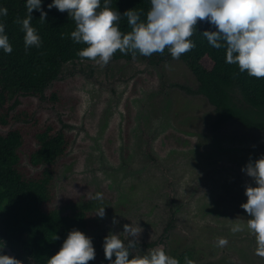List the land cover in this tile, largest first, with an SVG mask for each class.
Segmentation results:
<instances>
[{
	"label": "rangeland",
	"instance_id": "374dc122",
	"mask_svg": "<svg viewBox=\"0 0 264 264\" xmlns=\"http://www.w3.org/2000/svg\"><path fill=\"white\" fill-rule=\"evenodd\" d=\"M202 64L206 68L212 66L208 59H203ZM197 84L182 60L152 65L141 58H112L103 68L93 61L71 62L64 65L58 80L47 89V100L20 96L19 112L28 113L26 117L31 119L17 123L12 118L8 126H0V133L15 128L23 130L21 173L37 177L40 169L29 161L39 146L37 134L47 126L64 130L70 139L69 154L57 163L53 199L43 210L71 212L79 204L95 200L96 193H102L106 216H95L98 208L91 214V230L84 233L92 239L96 252L102 247L101 236L122 233L124 224H139L143 241H147L152 230L157 234L154 230L171 218L165 210L170 194L176 206L188 201L174 218L177 226L172 234L174 238L182 236L184 240V236L189 238L194 234L196 240H213V246L223 237L228 244L217 247L218 256L229 251L240 258L237 253L243 254L255 237L247 229L248 232L235 234L230 229L234 220L246 222L251 218L241 204L248 199L246 186L257 185L242 168L250 159L255 161L264 155V130L247 129L236 120L217 125L219 115L208 100L181 88L195 89ZM53 94H57L58 101L51 100ZM10 115L14 116L13 112ZM135 129L140 133L136 134ZM152 134L161 141L171 137L166 140L167 145H175L180 152L162 154L165 157L158 163L151 162L144 151L139 156V138L148 142L145 135L151 139ZM184 134L192 139L175 141L174 135ZM135 135L140 136L136 141ZM128 155L132 157L124 160ZM119 160L121 164L115 162ZM96 164L105 172L97 170ZM222 165L228 168L226 173L221 171ZM69 166L71 169L65 173ZM100 173L107 174L111 188L106 183L93 182ZM147 183L156 186L153 192L146 191ZM135 192L148 198L138 207H135V197L138 198ZM148 202H152L150 210ZM142 213L147 215L138 218ZM192 230L195 232L191 234ZM243 256L249 257L244 258L247 264H264L253 249L252 254L248 251Z\"/></svg>",
	"mask_w": 264,
	"mask_h": 264
},
{
	"label": "trees",
	"instance_id": "16d2710c",
	"mask_svg": "<svg viewBox=\"0 0 264 264\" xmlns=\"http://www.w3.org/2000/svg\"><path fill=\"white\" fill-rule=\"evenodd\" d=\"M26 2L0 0V8L8 10L7 16H0V23L5 24V34L13 48L11 54L0 49L1 125L8 123L4 108L7 99L14 100L19 95L43 96L50 85L58 80L64 65L91 61L77 55L87 45L77 44L71 39V32L76 29L75 21L67 11L60 12L55 7L49 9L48 5L53 0H42V9L47 12L45 22L40 20L39 10L32 12L31 24L42 43L39 48L33 46L25 51L22 24L15 21L27 17ZM103 3L104 0H101V8ZM111 7L121 15L134 9L140 14V20L146 22L151 4L150 0H111ZM119 27L124 33L131 31L126 17L122 16ZM205 30L216 31V28L206 21L198 22L191 37L196 46L182 54L179 60L184 61L193 72L199 83L198 92L208 99L222 118L235 119L247 128L264 130V78L257 79L247 72L241 73L238 65L228 64L226 48L212 47L202 35ZM135 57H142L152 65L175 60L167 49L162 55L156 53L146 57L137 53ZM113 58L130 60L133 56L117 51ZM203 59L210 60L211 68L202 64ZM51 99L56 102L59 98L53 94ZM52 132L53 127L47 126L37 134V138L43 140V145L33 153L34 162L45 159L50 164L63 153V135L54 137ZM22 145L24 141L19 131L0 135V213L4 219L0 225L1 237L10 242L11 248L20 253L24 250L34 260H48L61 249L68 233L77 230L80 224L76 220H80L82 215L72 217L43 211L44 205L53 199L52 172L45 169L37 177H27L19 172L14 165L19 160L18 150Z\"/></svg>",
	"mask_w": 264,
	"mask_h": 264
},
{
	"label": "clouds",
	"instance_id": "9594fccd",
	"mask_svg": "<svg viewBox=\"0 0 264 264\" xmlns=\"http://www.w3.org/2000/svg\"><path fill=\"white\" fill-rule=\"evenodd\" d=\"M151 8L146 22L140 20V14L134 9L121 15L111 7V0H53L48 8L67 11L75 21L76 29L71 32V39L87 47L77 55L106 67L114 54L131 53L133 58L139 53L151 57L163 54L167 49L173 59L191 51L196 45L191 37L200 21H206L216 31L205 30L202 35L216 48H226V62L239 66L241 73L257 79L264 78V0H150ZM27 17L17 18L15 23L22 24L24 47L41 46V38L32 26V12H41L40 20L46 21L47 12L42 9V0H27ZM7 8H0V16H7ZM126 17L131 31L124 33L119 27L121 18ZM0 49L7 54L13 51L9 37L5 34V24L0 23ZM257 186H246L247 202L241 204L250 219L246 222L234 220L232 233L247 229L255 237V255L264 258V155L255 161L251 159L242 168ZM103 194L96 193L93 199L103 202ZM97 216H106L105 207L101 206ZM113 223L118 221L113 218ZM122 233L109 234L104 238L105 258L112 264H180L177 258L166 254L162 246L148 250L145 255L134 253L143 229L139 224H124ZM123 237V238H122ZM55 239H59L56 237ZM228 240L220 237L217 246H227ZM115 256V260L112 258ZM96 258L93 241L82 231L73 229L68 233L61 249L48 259L47 264H88ZM0 264H23L13 256L0 254ZM184 264H196L187 256Z\"/></svg>",
	"mask_w": 264,
	"mask_h": 264
},
{
	"label": "flooded vegetation",
	"instance_id": "af4514ba",
	"mask_svg": "<svg viewBox=\"0 0 264 264\" xmlns=\"http://www.w3.org/2000/svg\"><path fill=\"white\" fill-rule=\"evenodd\" d=\"M139 58H141L142 60H146V59H144L142 57H135V58H132V59L138 60ZM132 59H130V60H132ZM124 60H127V59H124ZM175 60H179V59H175ZM170 61H173V60H170ZM157 65H159V64H157ZM196 80H197V78H196ZM197 83H198V80H197ZM181 88H183L185 90V92H187L188 94L202 95L201 93L198 92L199 83L197 84V88H195V89L187 87V86H182ZM46 91L44 92L43 96H40V95L36 96V97L39 98V100L41 102H44L45 100H47V97L45 95ZM20 96H27V95H19L14 100H8L7 99L6 103L4 104V108L7 110L8 123L6 125H1L0 124V126H8L10 124V121H11L12 118L15 120L14 122H17V123H26L28 120L31 119V118L26 117V115H24L23 112H20L21 116L18 117V114H19L18 113L19 112L18 107H19V104H20V101H19L20 100L19 99ZM214 109H215V107H214ZM215 111H216V109H215ZM11 112H13L14 116L10 115ZM216 113L219 115V118L217 119V125L218 124H223V122H225V121H230V118H222L221 115L217 111H216ZM16 117H18V118H16ZM244 127H246V126H244ZM13 131H19L21 133V135L23 137V141L25 143V138H24V135H23V132H22L23 130H21L20 128L11 129V130H9L8 132H6L4 134L0 133V135H7L8 133L13 132ZM138 131L139 132H136V129H135L136 134L140 133V130H138ZM59 134L63 135L62 139L64 140V144H65L63 146L64 147V151H63L62 154L57 155L56 159L52 163H50V164L47 163L45 159H40L39 163H36V162H34L32 160L33 153L37 152L41 148V146L43 145V140L41 141L38 138H36L38 143H39L38 149L35 150L32 153V155L30 156V160H29L30 164L33 167L40 169V174H42V172L45 169L51 170V172H52V182H51L52 193H53V189L52 188H53L54 182H55V180L57 178V168H56L57 163L60 160H62L63 158H66L68 156L69 148H70V139L68 138V136L66 135L64 130H61V129L56 130V129L53 128L52 136L55 137L56 135H59ZM137 137H140V136L139 135L138 136L135 135V141H136ZM145 137H146V139H148V142H145L144 138H142V139L139 138V141H141V143L137 147V151H138V155L139 156H141V154L144 151L146 157H148L149 159L150 158L152 159L151 162H154V163L160 162L161 157H165L162 154H168L170 151H171V153L180 152L177 149V147H175V145H167L166 140L170 139L171 137H167V138L164 137L163 141L160 140L161 139L160 137L154 138L153 134H152L151 139H150L149 136L145 135ZM174 137H175V141H177V142H179L180 139H182V141H185V142L188 139H192L191 137H188L186 134L180 135L179 137L174 135ZM180 145H183V143H181ZM162 146H164V147H162ZM22 147H23V145H22ZM20 149L18 150L19 160L15 163L14 166H16V168L18 169L19 172H21V171L23 172V169H21V165H20ZM159 149L161 150V154L159 153ZM130 156L131 155H128L124 160H126V159L128 160ZM119 159H120V157H119ZM115 162L121 164L122 160L121 161L120 160L119 161H115ZM100 167H102L100 164L99 165L96 164L97 170H99L101 172H105L104 170L103 171L100 170ZM111 167H113V166H111ZM225 168H226L225 165H222L220 167V169H224V170H221L223 173L224 172L226 173L228 171V168L227 169H225ZM70 169H71V166L66 168L65 169V173L68 172V170H70ZM217 171L218 170L213 172V174H216ZM164 172L167 173L168 171L165 170ZM94 178H95L93 180L94 183L95 182H98V183H101V184H105L106 183V186H108L110 188L113 186L111 182L107 181V179H108L107 174L103 173V175H102L100 173V175H96ZM169 180H170V182L173 181V179H169ZM147 185L148 186L146 188V191L150 190L151 192H153L154 188L156 186L153 185V183H152L151 186H149V183H147ZM70 193H72V192H70ZM136 193L138 194V198L135 197V207H138L139 203L145 202L148 198H142V197L139 196L142 193L135 192V194ZM167 198L169 200V204H168V207L165 210L168 212V214L171 217L170 221L166 225L160 226V228L158 226L157 229L154 230L157 234L153 233V230H152L151 231V235L147 238V241L146 240H144V241L141 240L142 238H145V237L142 234H140L139 243L137 244V247L135 248L134 253H132L130 255V259L134 255H141L142 256V255L147 254L148 250H150L152 248H156L158 246H162L165 249L166 254H168V255H170V256H172L174 258H177L180 261V264H184V257L185 256H187L188 258L194 260L196 262V264H247L246 263V259H249V257L248 256H243V254L247 253L248 251L251 252V254H252V249H253V251H255V249H254L255 248L254 245H256L255 238L253 239V243L250 244V247H248L247 250H243V252H242L243 254L237 253L240 256V258H242V259H240L234 253L229 252V251L221 252V256H218V252H217V250H218L217 247L218 246L214 245V244L212 246V243H214V241L213 240L210 241L207 238H201L200 240H196L195 237L193 236L194 234H192L193 232H195L193 230L190 232L192 234V236H190L189 238H187L186 236H184L186 238L184 240H183L182 236L174 238L172 236V234H173L174 231H176V227H177V226H175L176 222H175L174 218L176 217L178 212L182 210V207H186L187 206V202L188 201L183 203V204H180L179 206H176L175 202H174V199H173L174 197H171V195L169 194V197H167ZM102 205H103V202L102 203L101 202L97 203L95 200H90V201H88L86 203L79 204L77 206L78 209L72 210L71 212L61 213V211H57V210L50 211V212H57V213H60L63 216L70 215L72 217H75L76 214H81L82 218L80 220H76L78 222V224H80V226L77 228V230L82 231L83 233H85L88 230H91V228H92V223H90V221H92L91 220V217H92L91 214H94V212L98 208H100ZM151 207H152V202H148L147 209L149 208V210H150ZM50 212H48V213H50ZM80 212H82V213H80ZM151 213H155V211L152 210ZM145 215H147V214L142 213L141 216L140 215H137V216H138V218H140V217L145 216ZM95 216H97V215H95ZM3 222H4V219L2 218V215L0 213V225H2ZM179 230L184 231V228H183L182 225L179 226ZM245 232H248V231H245ZM108 234L109 233L105 234L104 236H101V237H103L101 239L102 247L100 248V250H98L96 252V258L94 260H92V261H89L88 264H112V261H109V260H107L105 258V253H104V248H103L104 238ZM24 237H25V239L28 238L27 236H24ZM151 237H155V238L151 239ZM173 238H174V241L172 240ZM0 242L4 243L5 245H7L8 247L11 248V246L9 244L10 242L5 240V239H2V237H1V229H0ZM184 244H186L185 246L188 247V248H186L184 246ZM21 247H23V246H21ZM11 249L14 250L13 248H11ZM14 251H16V250H14ZM0 254H6V253L0 251ZM18 254H19V259L23 261V264H47V261H48V260H34L30 255H26V252H24V250L21 251V253L18 252ZM21 254H22V256H21ZM244 258H246V259H244ZM258 258L260 260H264V258H261L259 256H258ZM112 260L113 261L115 260V256H113ZM219 260H222V261H219Z\"/></svg>",
	"mask_w": 264,
	"mask_h": 264
},
{
	"label": "water",
	"instance_id": "95a60500",
	"mask_svg": "<svg viewBox=\"0 0 264 264\" xmlns=\"http://www.w3.org/2000/svg\"><path fill=\"white\" fill-rule=\"evenodd\" d=\"M208 100V99H207ZM230 120H234V119H230ZM241 123V122H239ZM242 124V123H241ZM243 125V124H242ZM248 129V128H247ZM251 130H257V129H253V128H249ZM259 131V130H258ZM0 251L2 252H5L6 255H10V256H13L17 259H19V254H18V251H14L12 250L10 247H8L7 245H5L4 243H1L0 242ZM20 260V259H19Z\"/></svg>",
	"mask_w": 264,
	"mask_h": 264
}]
</instances>
